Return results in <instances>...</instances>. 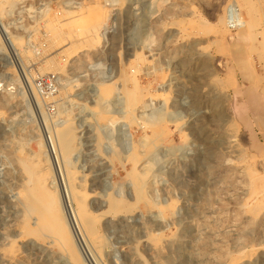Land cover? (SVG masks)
Masks as SVG:
<instances>
[{
	"label": "rangeland",
	"instance_id": "1",
	"mask_svg": "<svg viewBox=\"0 0 264 264\" xmlns=\"http://www.w3.org/2000/svg\"><path fill=\"white\" fill-rule=\"evenodd\" d=\"M90 1L97 24L72 22ZM166 1L149 14L144 0H0V264H264V130L231 112L244 46L227 39L226 0ZM232 2L264 83V0ZM94 33L97 44L81 42ZM114 81L101 118L95 91ZM67 120L63 154L53 132ZM25 160L54 197L64 241L26 202ZM71 186L87 194L93 234ZM111 200L125 206L109 210Z\"/></svg>",
	"mask_w": 264,
	"mask_h": 264
},
{
	"label": "bare ground",
	"instance_id": "2",
	"mask_svg": "<svg viewBox=\"0 0 264 264\" xmlns=\"http://www.w3.org/2000/svg\"><path fill=\"white\" fill-rule=\"evenodd\" d=\"M138 1H140V0H138ZM144 1H145V4H144L143 8H141V9H145L149 14H153V13L159 11L167 3L166 0H144ZM136 2H137V0H127V4H131L130 7L133 6L132 7L133 9H135V6H136V5H133V4L136 3ZM225 2H226V4L224 5L225 18L223 16H221L220 19H224V21H223L224 26L229 31H231V33H232L233 30L235 32V36H233L234 34L231 35V33H230L231 36H229V38H227V39L232 41L234 44H242L244 46V47L242 46L243 48L238 50V52L234 53L233 61H234L235 69L238 71L241 79L244 82H246L244 87H241L239 85V86H236L234 88V90H232L233 91L232 100L234 98L235 102L232 101V100L231 101L235 103V106L233 107V110H231V112L233 111V114H235L236 119L240 120L245 125V127L250 129L251 130L250 132H252L253 125L258 127L260 130H264V83L263 82L261 83V81H259L260 77L256 73H254V69L252 67L253 66L252 63L248 59H246L247 57L246 58L244 57V55L247 54V53L245 54V52H246L245 46H249L248 42L250 40V34H249L248 29H247L249 22L244 19L243 15L241 14V12H240V10L238 8H236L237 9L236 13L232 10L231 7H232V5H234L232 0H226ZM111 3H113V2H111ZM99 6H100V4L98 2H91V1L88 2L86 5H82V4L79 3L76 6H73V7H76L77 9H79L80 12L74 14L72 16L73 18H72L71 21L76 23L79 20H82V21L89 20V21L92 22V25H96L97 24V20H99L101 18V13L99 11V8H100ZM246 6H248V4ZM244 9H246V8H244ZM230 12L232 13L231 18L228 15ZM103 15H104V13H103ZM89 30H92V29H89ZM147 32H145V33H147ZM80 33H81V35L85 34V30L84 31H80ZM97 34L94 33L93 37H91L92 40H82L81 42H90L91 44L95 45L98 42ZM151 36H152V33H151ZM261 37L263 38L264 36L261 35ZM81 38H80V40H81ZM143 38L146 39V40L150 39V33L147 34L146 36H143ZM76 40H79V39L77 38ZM260 43H261L262 48H264V39H263V41H260ZM1 48H2V46H1ZM1 48H0V52L2 50ZM134 64H136V63H134ZM231 69H233V67L229 68V72H231L230 71ZM232 72H233V70H232ZM231 74H233V73H231ZM133 81H134V83L136 85L137 82H136V79H135L134 76H133ZM30 83H31L30 87L33 88L31 78H30ZM114 85H115V81L114 82H108V83L104 82V83L99 84L97 86L96 91H95V101H94V104H93L92 108L93 109H97L95 112L101 118H105L104 116L107 114V112H109L107 110V106L109 105V99H110L109 95H110V93H112L111 91H112ZM131 92H133V89H132ZM34 94H35V90L33 88V95ZM131 95H133V94H131ZM137 97L136 98H131V99L129 98L130 100L128 101V105L132 106L133 104H135L136 101H137ZM97 119H98V117H97ZM155 125H157V123ZM72 128L73 127H72L71 122H68V120H67V122H66V124L64 126L54 129V132H53L54 141L57 142L56 145L58 144L60 150L62 152H64L63 154H65L67 151L69 152V150L72 149L71 147H73L72 146L73 139H74V134L73 133H74L75 128L74 129H72ZM156 130H157V128L155 127V134H157L159 129L157 131ZM51 140H53V139H51ZM52 144H54L53 141H52ZM256 148H258V149L263 148L264 149V146L263 147L257 146ZM68 152L66 154H69ZM70 152H72V151H70ZM138 156H137L136 153L132 152L128 157L133 162V164L135 165L137 163ZM23 163L27 167L28 171L30 172L28 175H31L32 177H35L34 181L31 180L29 182L30 184H27V182H26V184H27V187H26V193H27L26 194V196H27L26 199H27V201L26 202L28 203L30 210L35 211V212L38 213V219L40 221L39 222L40 225H44V224H48L49 223L48 226H49L50 230H51V228L54 225L53 228L56 230V232H58L59 236L64 241L65 239H67V231L65 230V227H63V225H61V224L59 225L58 224V222L60 220V217H59L58 214H55V210L56 209H54V208H57V206L54 207V203H55V202H53V198L54 197L51 196L52 194L49 193L50 191L48 190V193L51 194V195L44 196V193L47 192V189L44 187L45 185L43 184L44 177L39 175L41 172H39V174H37V172H35L36 170L34 171L33 165H32L33 163L31 164L29 161H26V160ZM38 168H40V166ZM71 173H70V178H72V179H73V177L75 178V176H73L74 174L73 173L71 174ZM133 183H134V186L136 188L139 187L140 182H139L138 175L134 176ZM77 188H78V186H77ZM72 192H73V195L78 200V205H77L76 212L78 214L79 220L84 225L86 232L88 234H93L94 231H95V222L96 221H95L94 215L91 213V211H89L87 208L85 209V205H86V201H87V194H86V192L84 190L83 191L82 190H78L75 187H72ZM124 204H122L121 202H118V201H114V200L112 201L111 200L110 206L108 208H109V210H119L120 208L125 206ZM128 204H129V202H128ZM25 209H26V207H25ZM57 212H59V211H57ZM28 213H30V212H28ZM63 221H64V219H63ZM67 223H69V221ZM25 230H27V229H25ZM46 230H49V229H47V226H46ZM46 232H48V231H46ZM29 234H31V233H29ZM48 234H50V233H48ZM71 234H72V232H71ZM57 240H58V238H57ZM70 241H71V239H70ZM72 251H74V250H72ZM76 256L74 257V260H76L75 259ZM78 264H80V263H78Z\"/></svg>",
	"mask_w": 264,
	"mask_h": 264
},
{
	"label": "built area",
	"instance_id": "3",
	"mask_svg": "<svg viewBox=\"0 0 264 264\" xmlns=\"http://www.w3.org/2000/svg\"><path fill=\"white\" fill-rule=\"evenodd\" d=\"M228 15H229V17L231 18L232 13L230 12ZM45 81H46V80H45ZM45 81H44V80L39 81V84H40L42 90H45V84H44Z\"/></svg>",
	"mask_w": 264,
	"mask_h": 264
}]
</instances>
